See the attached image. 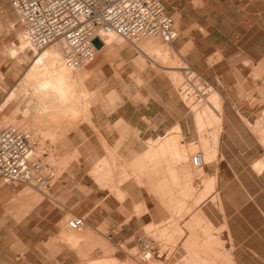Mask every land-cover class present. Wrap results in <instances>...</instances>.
Listing matches in <instances>:
<instances>
[{"label":"rangeland","instance_id":"374dc122","mask_svg":"<svg viewBox=\"0 0 264 264\" xmlns=\"http://www.w3.org/2000/svg\"><path fill=\"white\" fill-rule=\"evenodd\" d=\"M162 1L178 30L176 39L169 43L174 52L166 60H162L154 57L152 52L145 51L146 53H143L140 41L136 43L138 46L136 47L116 36V39L105 43L104 48L95 53L92 61L74 70L76 78L80 75L74 81L73 86V92L77 95V102H74V109L77 113L70 117L71 115L68 113L58 114L54 106L47 109L44 104L43 106L37 103V100L31 96L32 83L34 85L36 79L28 80L25 87L19 83L34 60L35 52L25 46L23 49L20 47L18 19L8 1L0 0V129L7 124H17L31 132L33 138L39 143L38 150L45 153L44 160L54 169L55 179L67 165L76 160L78 155L71 140L66 138L67 133L75 129L81 121L88 120L89 106L102 97L101 90L106 92L117 86L120 77L132 82L141 81L139 75L134 73V66L118 69L115 64L103 62L98 64L101 56H106L114 47L121 45H126L130 54L139 59L135 64L137 70L141 69L149 75L162 78L172 86L185 109L193 115L194 122L195 107L197 111H202L206 103L204 99L200 102L195 100L196 93L186 86L187 83L182 77L184 71L188 67L202 76L220 94L221 103L223 97L216 86L214 67L211 66L215 61H219L215 68L218 74L222 73V77L219 79L221 83L224 85L235 84L237 98L246 99L251 105H254L250 112L256 122L254 124L246 122V125L264 148V58L257 66L249 60V57L264 56V0ZM156 39L162 42L161 39ZM92 43L95 47L100 45L98 38H94ZM102 51H106L107 54L101 55ZM13 53L15 54L13 55ZM167 66L173 69L167 68ZM123 71H126V74H123ZM193 84L197 91L196 88H200V86L196 82ZM179 86L182 88L181 93ZM185 88L187 90L183 93ZM12 89L14 97L1 107ZM188 90L191 96L189 93L185 94ZM105 98L111 99V96L106 94ZM256 103L258 108L255 107ZM176 127L174 129L178 130L179 128ZM215 128L213 124L204 121L202 126L196 127L195 136L189 139L174 134L163 139L149 140L147 149L172 136L177 137L180 143L183 140V144L191 148L188 151L189 156L186 162L178 159L170 161L182 164L186 181L191 177L198 178L199 184H195L192 192L199 191L200 193L192 203L168 202L162 204L169 213V225L172 223L176 225L177 220L181 217H191L189 220H183L182 228L178 227L171 233H165V229L161 232L159 224L151 223L136 233V236L153 240L151 242L154 248L148 259L143 258V251L134 242L133 238L136 237L133 236L134 234L128 235L124 241H119L117 236L106 233V230L101 226L98 228L100 233H97L95 224H89L85 218V212L88 210L84 208V203H59L48 194L47 188L38 189L28 185H0V264H58L60 256H56L57 244L64 242L73 250L72 264H88L106 260H113L118 264H215L217 259H222L229 264L225 250L223 251L225 255L217 250H215L216 255L212 250H206L210 247L209 245L222 246V241L213 234L220 229L210 226L205 218H197L198 214L194 213L199 202L211 193L214 180L211 179V185L205 192V180L213 177L206 175L204 168L193 167L190 157L197 150L202 153L204 147L213 146ZM263 157L264 153L260 159ZM213 158H209L207 161ZM119 160L117 156H110L109 164L107 161L105 164V160H99L93 166V168L102 169L101 171L97 170L100 177L108 172L109 176H106L109 179H105L106 176L103 178L106 186L103 184L101 187H106L117 200L125 197L119 184L126 179L134 180L140 172L141 182L148 184L150 176L159 177L161 175V172L159 174L152 172L151 174L150 170L146 168L147 161L141 165L136 163L129 165L120 164ZM162 164L165 167L163 162ZM93 168L92 170L96 169ZM91 171L88 172L90 177H92ZM188 171L191 172L189 175ZM162 173L165 174V171ZM83 180L88 181V178L85 177ZM157 182L153 181V185L146 188L148 194L151 192L152 198L159 197L161 187ZM144 183H136L141 187H136L135 199L144 197L139 193V189H143ZM80 191L87 192V188L80 187ZM181 193L187 194L188 190H183ZM190 196L191 193L189 196L184 195V199L191 198ZM40 200L42 203L39 205ZM146 206L156 211L157 215L159 214L160 204L150 202L133 203V213L142 214ZM200 214L202 215V213ZM192 215L196 216L194 226ZM73 216L84 218L85 226L79 231H73L67 227V219ZM56 227L61 228V234L60 231L59 234H55L58 232ZM186 232L188 233L186 234ZM70 237H78L76 247L67 241ZM195 253H198L200 257L193 256ZM163 256L166 258L163 259Z\"/></svg>","mask_w":264,"mask_h":264},{"label":"crops","instance_id":"0c3cea01","mask_svg":"<svg viewBox=\"0 0 264 264\" xmlns=\"http://www.w3.org/2000/svg\"><path fill=\"white\" fill-rule=\"evenodd\" d=\"M104 46L105 43L100 41V45L94 47L97 52ZM105 54L106 51L101 52V55ZM263 58L262 55L249 57V60L257 66ZM138 61L126 45L114 47L106 56H101L98 64L111 63L118 69L134 66V73L139 75L141 81L132 82L120 77L117 86L106 92L101 90L102 97L89 106L88 120L81 121L66 135L78 153L76 160L67 165L46 187L48 194L59 203H84V208L88 210L85 218L89 224H95L97 233H100L98 228L101 226L106 233L117 236L119 241H124L130 234L136 236L139 230L151 223L159 224L161 232L165 229V233L182 228L183 220L191 217H181L176 225H169V213L162 204L192 203L200 193L192 192L195 184H199L198 178L191 177L186 181L180 163H169V167L172 165L177 171L178 180L175 182L166 173L168 163L164 168L161 165L160 179L164 185L167 184L160 188L158 198H152L151 192L148 194L146 182V187L139 189L144 197L135 199L136 187L141 186L129 178L119 184L125 197L117 200L106 187H99L98 182L88 174L99 160L109 164L110 156H117L120 164L134 165V160L147 149L149 140L163 139L174 134L185 139L195 136L197 130L193 115L185 109L172 86L162 78L137 70L135 64ZM218 62L211 65L214 67L216 86L223 97L217 152L213 159L202 165L205 174L213 177L211 179L214 181L211 193L199 202L194 213L198 214L197 218L203 217L210 226L220 229L213 234L219 237L222 246L213 244L206 250H217L223 254L225 250L229 264H264V168L259 172L253 169V164L260 159L264 148L246 125V122H256L250 112L254 105L246 99L237 98L235 84L221 83L219 79L222 73L218 74L215 68ZM106 94L111 99L105 98ZM255 107H259L257 103ZM175 126L179 129L175 130ZM85 177L88 181L83 180ZM171 182L174 184L169 185ZM80 187H86L87 192H81ZM183 190H188V193H181ZM190 193L191 198L184 199V195L189 196ZM135 202L159 203V214L146 206L145 211L137 215L133 213ZM41 203L42 200L39 205ZM195 219L196 216L192 218L193 226ZM56 231L55 234H59V231L61 234L60 227H56ZM57 245L56 256H60L58 264H72L73 250L65 242ZM215 264L227 263L217 259Z\"/></svg>","mask_w":264,"mask_h":264},{"label":"built area","instance_id":"2783aa9c","mask_svg":"<svg viewBox=\"0 0 264 264\" xmlns=\"http://www.w3.org/2000/svg\"><path fill=\"white\" fill-rule=\"evenodd\" d=\"M20 24V40L37 52L54 43H61L63 63L76 69L95 57V37L115 34L135 44L146 37H158L172 43L178 34L175 21L161 0H7ZM186 86L196 93L194 82L207 87L204 78L190 68L182 76ZM180 93L181 86L178 87ZM38 141L31 132L17 124L0 129V185H32L48 187L56 177L52 166L38 150ZM193 167H202L201 151L190 157ZM67 226L80 230L84 218L73 216ZM148 259L154 248L151 240L133 238Z\"/></svg>","mask_w":264,"mask_h":264},{"label":"bare ground","instance_id":"6f19581e","mask_svg":"<svg viewBox=\"0 0 264 264\" xmlns=\"http://www.w3.org/2000/svg\"><path fill=\"white\" fill-rule=\"evenodd\" d=\"M116 36L117 35H115V34H108L107 36H103L104 42L109 43L110 41H112V39H114V38L116 39ZM156 38H158V37H146V38L140 40V42H141L140 46L142 48L141 51L143 53H146L145 51L152 52V55L154 57L160 58L162 60L163 59L166 60V58L168 56H170V54H172L174 51L171 48V46L169 45V43H165L163 41L159 42V40L157 41ZM134 45L136 46V43ZM48 46H46L45 48H43L40 51L35 52L34 60H32V62L29 65L26 73H24L23 79H21V81L19 83L25 87L28 80L36 79L35 84L33 85V83H32L33 87L31 86L32 87L31 96H33L37 100V103H40L42 105L44 104L47 107V109L50 108L51 106H54L56 108V111L58 112V114L62 113V115H63L64 113H66V114L68 113L71 115V116L70 115H68V116L72 117L75 115V113H77L75 111L76 109H74V102L77 100V95H75V93L73 92V86H74V81L77 80V78H79L80 75H79V77L76 78V73L74 72V70H76V69L72 70V69L65 67V65L63 63V54H62L61 43L57 42L54 44H50L49 47ZM20 47L22 49L24 47V44L22 41H21ZM136 47H138V46H136ZM14 54L15 53H13V55ZM162 63H163V61H162ZM167 68H172V67L167 66ZM193 85H195V84H193ZM186 90L187 89L185 88L183 90V93ZM190 90H191V88H190ZM196 90H197V92H196L195 96L197 98H195V100H199V102H200L201 100L204 99V101L206 103V105L204 106L202 111H197L196 107H195L194 117H195L196 127L202 126V123L204 121H206V123L208 122V124L209 123L211 125L213 124V126H215L217 128V130L215 128L214 133H213V138H214L213 146L210 148L204 147V149H203L204 151L202 152L203 153L202 159H203V162L205 163V162H207V160L209 158L215 157L216 152H217L216 146H217L218 133H219L218 129L220 128V120H221V103H220L221 97H220V94L209 84H207L206 88L200 87V88H196ZM188 93H189V90L185 94L188 95ZM189 96H191L190 93H189ZM13 97H14V93H13V89H12V91H10V93H8V95L6 96L1 107L5 106L8 103V101L10 99H12ZM42 109H43V107H42ZM47 109H46V111H47ZM48 112H49V110H48ZM53 115H55V114H53ZM201 119H203V121H201ZM189 149H191V148H189V146L188 147L185 146L183 144V142L180 143V141L178 140L177 137L172 136V137L167 138L165 141H163L162 143H160L158 145H151L144 152L143 156H141L142 159L140 157V159H136V162H134V163H136L137 165H141V164H143V162L147 161L148 167L146 166V168H148V170H150L151 174H152V172L159 174L162 170L161 169L162 162L164 164L168 163V167H169V163L171 162L170 160H173V159L174 160H177V159L178 160H184V162H186L188 160V156H189L188 155V151H190ZM182 163H183V161H182ZM105 164H107L106 161H105ZM136 164H135V166H137ZM144 167H145V164H144ZM144 167H141V168L143 169ZM162 167L164 168V166H162ZM168 167H167L168 170H166V169L165 170L167 171L166 173L169 174V177L172 178V180L171 179L170 180L173 182L177 181L178 179L176 180L177 176H176L175 168L172 167V165H171V167H169V168ZM94 168H96V167H94ZM138 168H140V167H138ZM263 168H264V157H263V159H260L253 164V169H255L257 172L261 171ZM97 170L101 171L102 169L99 170L96 168V169L91 171L90 175L92 176V178H94L95 181L98 182L99 187L103 186V184H104V186H106V184H105L106 182H105V180L103 181V178L106 175H108L107 174L108 172H106V174L103 177H99V173ZM189 173H191V172L188 171V175H189ZM109 174H110V172H109ZM134 174L136 175V173H134ZM139 175H140V172L137 175L136 179H134V181L137 184H142L144 182H141V180H140L141 175L140 176ZM188 175L186 173L187 177H188ZM105 179H107V176L105 177ZM110 179H111V177H110ZM99 180H100V182H99ZM149 180L150 181L148 182V184L145 182L146 186L148 188H149V186L153 185V181H158L157 183H158L159 187H162L164 185L162 183V180L160 179V176L159 177H156V176L153 177V175H152L149 177ZM145 183H144V186H145ZM170 184H172V182L169 183V185ZM210 185H211V178H208L205 180V189H204L205 192L210 187ZM28 186L37 188V187L32 186V185H28ZM38 189H42V188H38ZM41 193L45 194L43 192H41ZM84 226H85V223H84L83 227ZM70 230H72V229H70ZM73 231H76V230H73ZM77 231H79V230H77ZM77 240H78V237H70L67 239V241L70 242L71 245L75 246V247L78 245ZM193 256H195L196 258H199L198 253L193 254ZM200 262H201V260H200ZM200 262H198V263H200ZM90 264H118V263H116L113 260H106V261H95V262H91Z\"/></svg>","mask_w":264,"mask_h":264}]
</instances>
